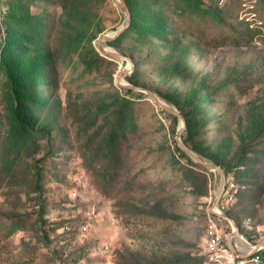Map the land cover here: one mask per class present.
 <instances>
[{"label":"rangeland","instance_id":"obj_1","mask_svg":"<svg viewBox=\"0 0 264 264\" xmlns=\"http://www.w3.org/2000/svg\"><path fill=\"white\" fill-rule=\"evenodd\" d=\"M125 2L137 22L102 47L132 65L97 41L125 23L118 0L79 25L59 3L0 0V264H220L210 218L243 251L264 237V36L221 41L227 0ZM180 129L221 166L217 202L220 171Z\"/></svg>","mask_w":264,"mask_h":264},{"label":"trees","instance_id":"obj_2","mask_svg":"<svg viewBox=\"0 0 264 264\" xmlns=\"http://www.w3.org/2000/svg\"><path fill=\"white\" fill-rule=\"evenodd\" d=\"M45 1H47L48 3H59V5L61 6L64 12V15L68 17L67 19L71 20L72 22H76V24L78 25L80 23L81 24L84 23L86 21L85 20L86 16L90 13L89 5L91 4V0H45ZM225 5L228 7L232 6L233 13H235V15L232 13L230 14V17H228V19H225L224 23L227 24L228 28H230L229 30L231 31H229L227 35H223V37L220 39L221 41L228 40L238 43L243 40H248V38L250 39L256 34H261L264 36V10H261L259 6L257 7V0L255 2H252L251 0L248 1L227 0ZM218 18L223 20V18L221 17ZM135 21L137 22V19L133 16L132 13L131 23L127 26V28L131 27V24ZM20 22L21 21H19L16 18H14V20L11 21L8 20V24L11 23L18 24ZM234 30H238L241 32L240 38H237V36L233 33ZM123 32H121L118 36H120ZM68 35L78 37L80 33L79 31L76 33L69 31ZM3 60H4V56L2 54L0 65L4 63ZM14 91L17 98L16 99L17 103H15L16 105L15 115L17 116V118L15 119L14 123L16 129L20 130V135L18 136L17 144H19L20 141H23L24 144L25 137L23 138L22 136L24 132L30 128V125L29 123H26L23 119L18 118V115L21 114V110H22L20 105L21 102L19 101V97H18L19 95L17 89L15 88ZM20 227H21V223L11 222L9 226V234L13 233Z\"/></svg>","mask_w":264,"mask_h":264},{"label":"built area","instance_id":"obj_3","mask_svg":"<svg viewBox=\"0 0 264 264\" xmlns=\"http://www.w3.org/2000/svg\"><path fill=\"white\" fill-rule=\"evenodd\" d=\"M2 54L0 48V61ZM220 212L223 211L217 213ZM206 250L210 260L220 264H264V243L251 244L250 249L244 252L237 251L226 239L221 223L212 218L209 219L206 227Z\"/></svg>","mask_w":264,"mask_h":264},{"label":"water","instance_id":"obj_4","mask_svg":"<svg viewBox=\"0 0 264 264\" xmlns=\"http://www.w3.org/2000/svg\"><path fill=\"white\" fill-rule=\"evenodd\" d=\"M118 2L121 4V6L123 7V9L125 10V13H126V20H125V23L120 26L117 31L112 34V35H109V34H105V35H102L101 37L98 38V44L101 48V51L108 57L110 58H122V59H125L129 62L130 65H132V59L128 56V55H125L123 53H120V52H117L111 48H104L102 47V42L103 41H110L111 39H114L116 38L121 32H123L127 26L129 25V21H130V10H129V7L127 5V3L125 2V0H118ZM127 73L126 71L123 72V74ZM120 83V82H119ZM122 85H126V86H129V87H135V88H138V89H142L141 87H136L134 85H131V84H123V83H120ZM160 104L167 110H169L170 112H172L173 114L179 116L182 120V125H181V129L185 127V124H186V118L185 116L180 113L178 110H176L175 108H172L170 107L169 105H167L166 103H163V102H160ZM181 129L178 131L177 135H176V140L177 142L179 143V145L181 146V148L189 155L191 156L194 160H196L198 163H200L203 167H205L206 169H217L220 171L221 173V185L219 186V189L216 193V196H215V202L218 201V196L220 194V191H221V188H222V184L224 182V173H223V170L221 168V166L217 165V164H213V163H207L202 157L198 156L196 153H194L193 150H191L182 140H181ZM221 217H224L225 219H227L228 221H230L232 224H234V221L232 218H230L229 216H227L224 212H220L218 213ZM235 232V231H234ZM234 232L233 233H230L228 238L229 239H232V236L234 235ZM264 243V237L262 238V240L259 242V244H263Z\"/></svg>","mask_w":264,"mask_h":264},{"label":"crops","instance_id":"obj_5","mask_svg":"<svg viewBox=\"0 0 264 264\" xmlns=\"http://www.w3.org/2000/svg\"><path fill=\"white\" fill-rule=\"evenodd\" d=\"M230 242V241H229ZM230 245L232 248H235L237 251H243L240 246L234 245L232 242H230ZM244 252V251H243Z\"/></svg>","mask_w":264,"mask_h":264},{"label":"bare ground","instance_id":"obj_6","mask_svg":"<svg viewBox=\"0 0 264 264\" xmlns=\"http://www.w3.org/2000/svg\"><path fill=\"white\" fill-rule=\"evenodd\" d=\"M181 125H182V124H181ZM214 209H215V210H217L218 208H217V207H215Z\"/></svg>","mask_w":264,"mask_h":264}]
</instances>
